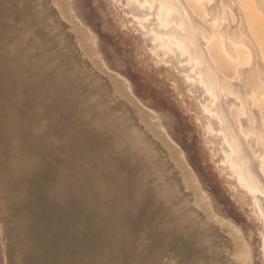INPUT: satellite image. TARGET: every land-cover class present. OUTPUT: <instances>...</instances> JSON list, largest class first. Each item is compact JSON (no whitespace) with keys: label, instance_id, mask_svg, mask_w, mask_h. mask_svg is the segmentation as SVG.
I'll use <instances>...</instances> for the list:
<instances>
[{"label":"bare ground","instance_id":"1","mask_svg":"<svg viewBox=\"0 0 264 264\" xmlns=\"http://www.w3.org/2000/svg\"><path fill=\"white\" fill-rule=\"evenodd\" d=\"M112 1L123 4V0ZM125 2L145 11L132 16L145 31L141 36L148 41L153 66L163 69V75L151 74L138 45L129 43L136 68L146 74L145 95L135 93L128 76L104 64L113 73L102 68L109 75L110 93L116 94L114 102L101 93L105 85L102 90V86L95 87L94 98L88 90L93 76L67 53L62 41L64 35L71 48L89 60L99 48L97 34L78 13L77 0H0V243L4 260L8 263L19 249L18 264L117 263L112 249L123 242L130 251L140 239L124 234L123 227L150 230V220L162 212L167 244L173 247L177 241L179 253L167 264H253V229L216 211L189 154L168 129L173 105L157 109L149 96L150 85L158 88L154 92L158 99L161 90L168 89V100L162 102L172 104L174 99L179 104L176 109L201 125L214 165L228 179L230 200L240 188L264 221L261 180L229 122L230 117L244 138L253 134L264 147V135L254 127L257 117L247 112L246 98L231 88L233 82L247 81L250 90L245 97L264 130V80L255 64L259 61L264 66V0H234L242 11L237 21L245 26L238 34L234 30L237 37L222 30L225 13L207 8L212 0ZM151 15L154 26L146 29ZM53 23L63 35L59 29L51 30ZM121 42L125 45L126 39L122 37ZM172 54L179 56L178 66L168 64ZM245 70L247 80L242 81ZM181 80L207 95L198 109L185 98ZM187 92L192 96L190 89ZM220 92L237 101L229 104V117L219 102ZM87 95L99 104L100 118ZM242 117L249 128L244 127ZM212 120L219 123V129L213 128ZM214 135L222 139L220 144ZM140 136L157 150H141ZM255 156L264 179V151ZM212 227L217 235L211 233ZM207 242L211 250L205 256ZM199 244L202 248L194 252ZM260 252L264 259V235Z\"/></svg>","mask_w":264,"mask_h":264},{"label":"rangeland","instance_id":"2","mask_svg":"<svg viewBox=\"0 0 264 264\" xmlns=\"http://www.w3.org/2000/svg\"><path fill=\"white\" fill-rule=\"evenodd\" d=\"M125 3H126L125 0H123V4L121 6H119L117 4H114L112 0H104V1L103 0H77V10H78L79 15L85 20V23H87L98 36L99 48L95 51V56H94L95 58L93 57V60H91V59L89 60L88 58L80 56L76 50H73L71 48L70 42L67 43L68 40L64 37L63 32L61 30V27L57 23H53L51 25V30L56 31L57 29H59L57 31H59L60 35H63L62 41L64 38L63 42L65 45L67 44V46L65 47L67 53L71 54L75 59L77 58V61L83 67H86L90 71L91 76H93L94 78H97V79L99 78V83H101V84L100 85L98 84L99 85L98 87L102 86V87H100L101 88L100 90H102L104 87H105L104 89H107V87H108L107 90L103 89V91H105V92L101 91V93H103V95L105 96L106 99H109L110 101L112 100L114 102H116V94L114 93V91H111L112 93H110L109 90H112V89H109L111 86L110 87L108 86V85H110V84H108L110 82L107 81V77H109L108 74H111V75L113 74L109 69L107 70V68L109 66H111L112 68H115L116 70L125 74L126 76H128L131 79V81L134 85L133 89L137 95H139L140 97L145 95V90L143 87H144V83H145L146 74L142 71L143 69L136 68L137 64L135 63V60H137V58L135 57L134 49L131 48V46H129V43H131V44L136 43L138 45V47L141 51V55L143 56L147 66H148V69L151 70V74H153V73L154 74H156V73L160 74L161 73L163 75V69H157L155 66H153V62H152L153 58H152L151 54L149 53L148 41L143 39L141 36V32H145V31L143 29H139L137 23L135 22V20L133 19V16H132L133 12H135V13L137 12L139 15H142L143 12H145V11L135 10L132 7H128L127 4H125ZM222 5H224L225 8L222 7ZM206 6H207V8L209 7L211 9L210 11L214 12L215 14L225 13V14H223V16H224V19L227 18V20H225V21L223 20L224 22H222L221 23L222 25H220L221 28H223L222 29L223 31L227 30V32L229 34H231L230 32H232L231 35H234L233 34L234 30H235V33L238 30H244L245 31L244 24L239 25V22L237 21L238 17L242 16V14H241L242 11L240 10L239 7H237V4H236V2H234V0H233V2H232V0H212L211 4H208V5L206 4ZM261 6H263V3H261ZM106 7L108 9V12H105ZM227 13H229V14H227ZM211 14L214 15L213 13H211ZM153 21L154 20L152 19V15H151L149 22L145 23L146 29L154 26ZM224 27L227 29H225ZM232 29H233V31H231ZM119 31H122V33H123V34L121 33L122 37L126 39L125 45L123 42H121L122 37H121ZM236 34H238V33H236ZM237 36H239V35H234V37H237ZM240 38H241V35H240ZM97 52H98V54H97ZM254 52H256L255 49H254ZM175 55L176 54H172L168 57V60H169L168 64L170 66H173V67L179 65V63L177 61L180 58L178 55L177 56H175ZM116 60L118 61L117 65L115 64ZM99 61L101 62V64ZM102 61H103V63H102ZM85 63H86V65H85ZM91 63L93 65L92 68L90 66ZM96 63H97V65L99 63V65L101 67H99V65L97 66ZM104 64H105V66H108V67H106V69H105ZM255 64L259 65V68L262 69V70H260V72H261L260 76L264 80V66L261 65V63L259 64V61H255ZM95 68L96 69L98 68L99 73H101V72H103V73L99 74L98 70L95 71L96 70ZM102 68L105 69L106 71H108L107 72L108 74H106V71L103 70ZM182 68H186V67L182 66ZM246 71L247 70H245V72H243L244 74L242 77L243 78L242 81L247 80V77H245V76H247L248 73ZM104 76H106V77H104ZM155 77L160 78L157 75H155ZM101 78L103 81L101 80ZM148 80L150 81V78H148ZM106 81H107V83H105ZM245 82H247V81H245ZM245 82L244 83L243 82L241 83V81L239 83L233 82L231 88L233 89V91L239 92L242 96H244V99L246 98L245 101L247 103V112H249V113L252 112L257 117V121H256V124L254 127L257 128L259 131L261 130L263 135H264V130L260 129V128H262L261 127V121L258 118L256 110L254 108H252L251 106H249L250 105L249 99L247 97H245V94L250 90L248 83H245ZM246 84H247V86H246ZM150 86L152 87V88H150L152 93L150 95L151 97L149 96V98L151 101H154V102H150V103H153L157 109H166V108L170 109V107L173 105L172 108L170 109L173 113V116L170 114V116L172 118H171L170 128L168 126V129H169V131H171V134L174 136V138L176 140H178V142H180V144H182L184 146L187 153L189 154V157H188L189 162L192 164L194 169L197 171V173H198V175L202 181L203 186L209 191L216 211L218 213H220L222 216L232 217V220L234 222H236L238 225L243 226V228H246L248 226L251 229H253V239H252L253 244H254V262H253V264H264V259L261 255V252H260V242H261L262 236L264 235V233H263V231H264V226H263L264 223L263 222L264 221H263V218L260 219L257 215V212H255V207L251 203L250 197L248 195H246L240 188H237L236 195H238V196H236V198H234L233 201L239 202V204L237 205L235 202L230 200L229 194L231 192L228 189H226L227 186L225 185V183H226V181H228V179L226 177V174L223 171L221 172L219 170V168L215 167L214 162H213V158H212L211 154L209 153V147L206 143V139H207L206 137L207 136H206V134H204V131H203L201 125L197 124V122H194L191 119L189 120V118H191V117L184 116V114H182V112L180 110H178L179 104L177 102H175L174 99L171 100L172 104H170L168 102H162L161 99H163L165 101L168 100L167 99V97L169 96L168 95V89L164 88L163 90H161L160 94L162 97L160 99H158L157 96H156V98L154 96L158 88L154 87L153 85H150ZM180 86L183 89L182 92H184L183 94L185 95V98L188 100L189 103H190V101L193 102V106L196 107V109L199 108L200 101H203V100L205 101V99H207V95H205L203 93V91L199 87H197L196 85H191L188 82H184L183 80H181ZM189 89L192 92L191 93L192 96H190L187 92ZM222 94L225 95L224 92ZM222 94H221V92L219 93V102H220L223 110L226 112V114L228 116V111H227L228 106L234 99L229 98V96H223ZM108 95H111V96H108ZM87 100L90 102V104H91V106L95 112V115L99 116V118H100L101 115H100L99 109H98L100 107L99 104H96L92 98H89V99L87 98ZM177 100L179 101V99H177ZM235 102H237V101H235ZM96 105L98 106V108ZM120 105L116 104L118 110L124 111L123 107ZM120 107H122V108H120ZM176 108H178V109H176ZM187 115H190V114H187ZM204 117H206V116H204ZM213 121H214V123H213ZM241 121L244 124V127L246 129L250 127V125L247 122V119L245 117H242ZM215 122H217V121H215V120L211 121L213 128L219 129L220 128V125L218 126L219 123L218 122L215 123ZM229 122H230V125L232 126L234 132L236 133V135L238 137L240 136V140L242 142V146L244 149L243 150L244 155L247 157V160H248L249 164L251 165V167L253 168V170L255 171V173L258 174V176L261 180L262 187L264 189V179L261 178V175L259 173L258 166H257L258 165V158L255 156L256 154L264 151V147L262 146V143L255 141L254 137H256V136H253V134L251 136L248 135L247 139L244 138L245 135H242L235 128L230 117H229ZM130 125L131 124L128 123V127L131 128L132 131L141 134L140 130H136V129H134L133 125H131V126ZM111 127H112V125H110V130H112V129L115 130L114 127H112V128ZM214 136H215V138L217 137L216 141H217V143L220 144L222 139L220 140V137L217 135H214ZM137 141H138L137 144L141 148V150H145V149H148L151 147H152L151 149L153 151L157 150L156 147H153L152 142L150 140H146L143 136L138 137ZM254 157H256V158H254ZM210 180H212V182H211L212 186H210ZM158 196L161 197V195H158ZM260 204L262 207H264V198L261 196H260ZM226 207L230 211H227ZM255 214H256V216H255ZM244 216L247 217V220H245L243 218ZM162 220H163L162 212H158L156 215V218H152L150 220V230L148 229L149 231L145 230L142 227L124 226L123 231H122L124 234H126V233L128 235L136 234L137 236H139L138 238H140L141 240L138 239L136 242V244H137L136 247L134 246L132 248V250L128 251L126 249V247L124 246L123 242L120 243L121 242V239H120V242H119L120 246L118 245L120 248L116 247L115 249H112V253H111V255H113L115 253L117 263L110 262V264H118L119 262H120V264H122V263L123 264H143V263L144 264L145 263H147V264H167V263H169V261L173 257L177 258L179 255V253L177 252V250H178L177 241L174 243L173 247H171V245L167 244L168 243L167 242V223L165 220H163V221ZM163 223H166V224H163ZM163 226H165L164 230H163ZM141 229L143 230V232H141L142 231ZM125 231H126V233H125ZM141 233H142V235H141ZM211 233L213 235L214 234L217 235L218 230H216L212 227ZM150 238H153V239H150ZM143 239H146V240H143ZM147 239L149 241H147ZM147 242H150V243H147ZM147 244L150 245L149 248H148ZM153 244H155L154 247H152ZM226 246L227 245L225 244L224 247H226ZM152 248H153V250H152ZM201 248H202V244H199V246H196V247L194 246V249H195L194 252H198L199 249H201ZM1 249H2V247H1V243H0V264H18L19 263L18 260L16 259L18 257V254H19L18 253L19 249H17L16 251L14 250V253H13L14 255H12V257H11L12 259H10V260L8 259V263L5 262L4 255H3V252ZM149 249L151 250L150 252L148 251ZM207 249H208V251L211 250L209 245H208V242H207V245L204 247V251H203L205 253L204 254L205 256H208L210 254V252H207ZM113 250H115L116 252L113 253ZM154 250H155V252H154ZM123 251H124V253H122ZM117 252L119 254H117ZM129 252H131L130 256H129ZM148 253H149V255H148ZM222 255L227 257L225 252ZM128 256L130 259L127 258ZM150 256L152 257L151 259H150ZM193 257H194V255H193ZM126 259H128V260H126Z\"/></svg>","mask_w":264,"mask_h":264},{"label":"water","instance_id":"3","mask_svg":"<svg viewBox=\"0 0 264 264\" xmlns=\"http://www.w3.org/2000/svg\"><path fill=\"white\" fill-rule=\"evenodd\" d=\"M93 82H94V84H92L91 83V85H90V88L88 89L89 91H91V94L94 96V93L93 92H95L94 91V89H95V87H97V85H98V83H99V80L97 79V78H94L93 77ZM101 83H99V85H100ZM97 89V88H96ZM87 90V89H86ZM87 90V91H88ZM88 96V98H89V95H87ZM109 96V95H108ZM111 96V95H110ZM94 98H95V96H94ZM96 100V99H95ZM97 103V102H96ZM124 115V114H123Z\"/></svg>","mask_w":264,"mask_h":264}]
</instances>
